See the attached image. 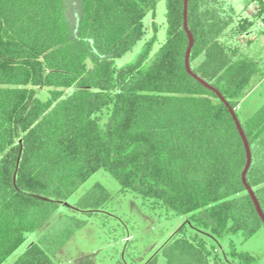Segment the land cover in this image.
<instances>
[{
    "label": "trees",
    "instance_id": "16d2710c",
    "mask_svg": "<svg viewBox=\"0 0 264 264\" xmlns=\"http://www.w3.org/2000/svg\"><path fill=\"white\" fill-rule=\"evenodd\" d=\"M159 1L74 0L69 11L65 0H0V264L27 241L9 264H64L61 247L88 219L115 234L113 201L130 192L186 218L143 264H226L208 236L248 239L264 226L242 182L235 121L186 69L184 0H165L159 47L153 22L136 55L116 62L145 38ZM262 16L242 17L233 0L188 1L191 68L237 112L252 152L247 180L264 211V103L243 113L264 83V49L242 39ZM100 168L120 183L117 196L97 182L70 202ZM125 248L113 264H140L137 246ZM227 254L256 261L233 241Z\"/></svg>",
    "mask_w": 264,
    "mask_h": 264
},
{
    "label": "rangeland",
    "instance_id": "374dc122",
    "mask_svg": "<svg viewBox=\"0 0 264 264\" xmlns=\"http://www.w3.org/2000/svg\"><path fill=\"white\" fill-rule=\"evenodd\" d=\"M72 11L74 0H65ZM235 8L242 17L249 19L257 16L264 10L263 3H249L247 0H233ZM166 4L165 0H160L157 4L155 16L148 14L146 17L147 33L144 39L139 40L126 54L116 60L118 65H123L130 61L140 50L145 40L149 39L154 32L153 22H156L159 31V42L155 48L166 38ZM244 46L248 45V39L258 41L260 47L264 49V17L255 19V27L250 29V33L242 37ZM264 103V83L259 84L244 100L243 113L251 115ZM101 183L113 195L117 196L120 189L118 180L104 168L97 170L71 197L70 202L75 201L84 191L95 183ZM119 200L113 201V222L117 231L115 234L108 233L110 227L103 228L100 219H88L87 223L70 237L61 247L59 255L64 260V264H113L118 257L124 255L128 242L137 246V262H146L159 248L171 238L177 229L185 222L184 216H172L169 218L164 210L151 209L141 197H136L130 192L122 195ZM63 209V208H62ZM65 210V209H64ZM62 212V211H61ZM55 217H59L55 215ZM117 236L118 238H115ZM31 240V237H30ZM209 244L217 248L222 260L226 264H240L237 260L227 254L230 241H233L237 249L248 252L255 256L256 261L252 264H264V226L254 235L245 239L240 233L233 236H226L224 239H211L208 236ZM27 241L16 252H14L3 264H9L26 247ZM128 251V250H127ZM127 253V252H125ZM126 259L130 261L129 254Z\"/></svg>",
    "mask_w": 264,
    "mask_h": 264
},
{
    "label": "water",
    "instance_id": "95a60500",
    "mask_svg": "<svg viewBox=\"0 0 264 264\" xmlns=\"http://www.w3.org/2000/svg\"><path fill=\"white\" fill-rule=\"evenodd\" d=\"M188 1L189 0H184V29L187 32L188 38H189V45L186 51V57H185V66L186 69L188 71L189 74L193 75L196 79H198L204 86L208 87L209 89L213 90L214 92H216V94L218 95V97L221 99L222 102H224V104L227 106V108L229 109L236 127L239 131V134L243 140L244 146H245V150H246V154H247V161H246V165L244 167V170L242 172V182L245 185L248 193L250 194L256 210L259 214V216L261 217L262 221L264 222V211L260 205V202L253 190V188L251 187V185L248 183L247 180V173L250 169L251 163H252V152H251V147H250V143L248 141V138L245 134V131L243 129V126L241 124V121L237 115V112L235 111V109L230 105L229 101L226 99V97L214 86H212L211 84H209L207 81H205L204 79H202L201 77H199L198 75H196L192 68H191V64H190V54H191V50L194 44V36L191 33V31L189 30L188 27Z\"/></svg>",
    "mask_w": 264,
    "mask_h": 264
}]
</instances>
